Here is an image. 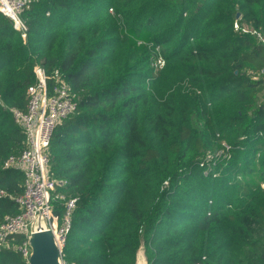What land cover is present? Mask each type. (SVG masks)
I'll return each mask as SVG.
<instances>
[{
	"label": "trees",
	"instance_id": "1",
	"mask_svg": "<svg viewBox=\"0 0 264 264\" xmlns=\"http://www.w3.org/2000/svg\"><path fill=\"white\" fill-rule=\"evenodd\" d=\"M22 18L25 36L0 10V222L21 211L3 162L42 62L76 100L48 149L79 197L65 261L135 264L144 244L149 264H264V0H31ZM0 264L28 262L0 245Z\"/></svg>",
	"mask_w": 264,
	"mask_h": 264
},
{
	"label": "built area",
	"instance_id": "2",
	"mask_svg": "<svg viewBox=\"0 0 264 264\" xmlns=\"http://www.w3.org/2000/svg\"><path fill=\"white\" fill-rule=\"evenodd\" d=\"M30 1L0 0V10L13 20L15 28L21 29L24 36L28 26L22 13ZM234 26L236 29L240 28L238 22ZM258 36L264 45V37L260 34ZM158 61L162 66L164 61ZM34 71L37 82L29 86L27 108L14 110V116L27 138L25 148L18 156H9L3 162L5 167H16L24 172V191L15 196L21 211L16 215H6L0 222V245L19 251L27 262L31 254L28 243L31 224L38 214L47 218L63 259L73 212L79 198H66L64 194L57 193V185L65 184L66 180L49 175L48 153L56 128L75 112L76 100L59 69L50 71L41 62L35 65ZM260 75L264 77V67L261 68ZM262 186L264 187V182ZM53 199L64 201L61 217L56 213ZM18 235L23 236L20 242L16 240ZM63 264L69 263L63 259Z\"/></svg>",
	"mask_w": 264,
	"mask_h": 264
},
{
	"label": "water",
	"instance_id": "3",
	"mask_svg": "<svg viewBox=\"0 0 264 264\" xmlns=\"http://www.w3.org/2000/svg\"><path fill=\"white\" fill-rule=\"evenodd\" d=\"M240 13L237 14L239 16ZM31 254L28 264H63L62 253L46 217L38 214L31 224L28 238ZM135 264H149L142 244L136 254Z\"/></svg>",
	"mask_w": 264,
	"mask_h": 264
},
{
	"label": "rangeland",
	"instance_id": "4",
	"mask_svg": "<svg viewBox=\"0 0 264 264\" xmlns=\"http://www.w3.org/2000/svg\"><path fill=\"white\" fill-rule=\"evenodd\" d=\"M156 63H157V66H159V65L161 66V64H162V63L160 64L158 60L156 61ZM66 262H67V261H66ZM67 263H68V262H67ZM69 264H70V263H69Z\"/></svg>",
	"mask_w": 264,
	"mask_h": 264
}]
</instances>
